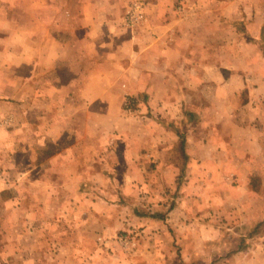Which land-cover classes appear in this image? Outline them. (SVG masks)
I'll list each match as a JSON object with an SVG mask.
<instances>
[{
	"label": "crops",
	"instance_id": "1",
	"mask_svg": "<svg viewBox=\"0 0 264 264\" xmlns=\"http://www.w3.org/2000/svg\"><path fill=\"white\" fill-rule=\"evenodd\" d=\"M133 1L0 0V192L25 190L4 202L1 260L101 264L98 234L182 216L187 247L264 264V87L239 27L244 9L264 22V0H144L129 28ZM173 189L165 218L138 205Z\"/></svg>",
	"mask_w": 264,
	"mask_h": 264
},
{
	"label": "rangeland",
	"instance_id": "2",
	"mask_svg": "<svg viewBox=\"0 0 264 264\" xmlns=\"http://www.w3.org/2000/svg\"><path fill=\"white\" fill-rule=\"evenodd\" d=\"M260 2L261 4L258 6L259 8L262 7V0H260ZM247 10L249 9H244L243 13L245 16H243V18H239L241 19V24L239 27L241 32L247 34L249 42L246 46H241V48L252 51L253 56H255L254 59L255 64L258 66V72L253 75L254 82H252V84L255 86L262 85L264 87V60L262 61L259 59L261 58L259 57L261 54L264 57V22L262 24L256 23L257 17L259 14H262V11L255 10L248 12ZM252 14H255V16H252ZM250 16H252L254 19L250 18ZM251 20H255V23L251 22ZM245 92V90L240 92L241 97H243L242 99L249 97L247 92L245 95ZM137 103L134 105L135 108ZM135 108H133L130 112H133ZM117 141V144L122 142V140ZM149 158L151 157H148V159ZM151 161H153V158H151ZM105 171L112 177H114L115 174L123 172V170H117V168L114 166L113 168H108ZM147 176H150V174ZM155 178L156 177H152V182H148L147 186L144 188L146 189L144 193L150 194L148 195L149 197L152 195V191L155 190ZM110 186L111 190L114 193H117L119 189L118 186ZM24 191L25 190H23L22 187H18L17 190L12 189L9 190V192H0V244L2 245L3 249V244H5L7 240V229H9V227L14 224L13 217L10 219L6 216V211L8 208L5 206L4 202L10 194H13L14 192H19L22 194ZM165 194L167 195H165L163 200H160V203H158V200H154V198L157 196V194H154V197L151 198L153 201L150 202L148 199H143V206L141 204L138 205L142 207L141 209H144L143 211L146 213L160 215L165 218L166 214L172 211L173 206L177 204L176 199L180 195L178 190L176 191L175 189H173L172 192L165 190ZM168 218L171 219V221L169 224H167L168 228L165 229V233H163L160 228H150V230H146V227L135 223V226H129L126 230H120L116 234H98L97 238H95L98 248L96 251L94 250L92 253H90L89 259L90 257H93L94 259L100 261L101 264H221V260L229 257L230 253L228 252H226L228 253L227 255L221 254V252L224 250L215 251L211 250V248H201L202 244L197 242L198 236L195 237V235L194 239H196V243L192 244L190 242V247H187V243H185L182 238V227L179 225L182 220V216L177 217V219L173 216H169ZM21 219L22 216L20 217V220ZM44 220L45 218L36 216L26 223L28 227H31V223H33L32 227H35ZM176 222H178V224L174 226ZM68 223H71V219H69ZM194 229L197 230V227ZM248 236V234H240L239 243H243L245 240H247V238H251ZM194 239H192V241ZM215 239L216 238H213L209 241L214 243ZM32 241V238L29 239V242ZM2 248H0V252H2V256H0V264L4 263L1 258L4 260L6 257H8L7 252H4ZM31 257L32 259H37L36 252H31ZM13 263L21 264L22 260L18 259Z\"/></svg>",
	"mask_w": 264,
	"mask_h": 264
},
{
	"label": "built area",
	"instance_id": "3",
	"mask_svg": "<svg viewBox=\"0 0 264 264\" xmlns=\"http://www.w3.org/2000/svg\"><path fill=\"white\" fill-rule=\"evenodd\" d=\"M146 7L147 4L144 0H136L130 3L125 11V16H124L125 25L130 28V27H134L135 25H138L139 23H142V21L145 18ZM137 102H138L137 98L127 99L125 109L128 111H132V107Z\"/></svg>",
	"mask_w": 264,
	"mask_h": 264
},
{
	"label": "trees",
	"instance_id": "4",
	"mask_svg": "<svg viewBox=\"0 0 264 264\" xmlns=\"http://www.w3.org/2000/svg\"><path fill=\"white\" fill-rule=\"evenodd\" d=\"M133 108H135V106H134ZM133 108H132V109H133ZM183 143H184V139H182V144H183Z\"/></svg>",
	"mask_w": 264,
	"mask_h": 264
}]
</instances>
